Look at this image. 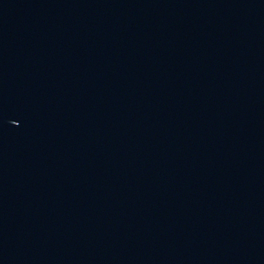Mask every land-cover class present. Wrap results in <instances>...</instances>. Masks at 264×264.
Returning a JSON list of instances; mask_svg holds the SVG:
<instances>
[{
    "label": "water",
    "instance_id": "1",
    "mask_svg": "<svg viewBox=\"0 0 264 264\" xmlns=\"http://www.w3.org/2000/svg\"><path fill=\"white\" fill-rule=\"evenodd\" d=\"M0 264H264V0H0Z\"/></svg>",
    "mask_w": 264,
    "mask_h": 264
}]
</instances>
